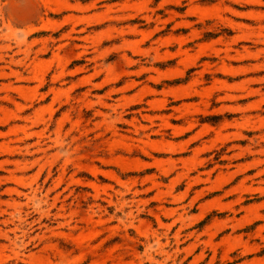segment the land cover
I'll return each instance as SVG.
<instances>
[{"label": "rangeland", "instance_id": "obj_1", "mask_svg": "<svg viewBox=\"0 0 264 264\" xmlns=\"http://www.w3.org/2000/svg\"><path fill=\"white\" fill-rule=\"evenodd\" d=\"M0 264H264V0H0Z\"/></svg>", "mask_w": 264, "mask_h": 264}]
</instances>
